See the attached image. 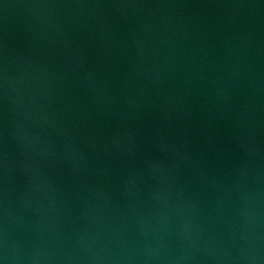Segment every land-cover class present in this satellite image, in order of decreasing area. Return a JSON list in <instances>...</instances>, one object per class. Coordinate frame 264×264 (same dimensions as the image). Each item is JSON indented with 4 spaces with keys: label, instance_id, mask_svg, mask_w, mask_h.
Instances as JSON below:
<instances>
[{
    "label": "water",
    "instance_id": "obj_1",
    "mask_svg": "<svg viewBox=\"0 0 264 264\" xmlns=\"http://www.w3.org/2000/svg\"><path fill=\"white\" fill-rule=\"evenodd\" d=\"M0 264H264V0H0Z\"/></svg>",
    "mask_w": 264,
    "mask_h": 264
}]
</instances>
